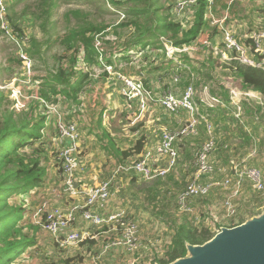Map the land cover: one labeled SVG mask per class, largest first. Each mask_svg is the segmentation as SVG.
I'll list each match as a JSON object with an SVG mask.
<instances>
[{
	"label": "rangeland",
	"instance_id": "obj_1",
	"mask_svg": "<svg viewBox=\"0 0 264 264\" xmlns=\"http://www.w3.org/2000/svg\"><path fill=\"white\" fill-rule=\"evenodd\" d=\"M34 1L21 0L15 5L13 12H9V15L17 14V24L21 26L25 34L24 38L19 37L23 43L22 47L31 46L32 44L30 45L31 42L29 41L30 39H34L36 40L34 47H40L41 49L39 56L35 58L30 57L34 65L30 78L31 81H28L25 77V69L21 66L16 67L13 65L11 71H2L9 65V59L19 53L21 45L15 43V38L11 36L13 35V29L4 20L8 13L1 14L0 12V92L6 93L9 100L13 103L15 91L21 90L26 98L30 97L33 90L38 87V85H34L35 83L38 84L39 81L37 80L48 76L50 72L59 66V58L65 56L64 48L58 43V39L64 36L70 25L75 23L74 19L71 24L65 19V14L68 11L80 10L89 17L90 21L94 23L104 22L110 26L106 34L97 36L96 46H99L98 48L107 58H113L117 68L113 66L115 70L112 69L113 73L108 75V77L103 75L102 70L94 68L91 71V83L82 95L79 104L61 102L60 98L59 102L56 103L61 108L65 118L75 121L79 127L81 138L78 142L76 157L80 162V167L77 171L78 181H81L78 183V189L80 190H83L84 186L90 189L95 188L103 181L109 180L118 164L122 163L103 149L102 143L97 136L100 133V129L98 128L100 119L103 128L109 133V138L106 139L104 144L108 145L109 141L114 139V144L120 146L122 150H131L134 144L144 137L147 138L145 150L151 149L160 142L161 131H178L190 120L187 114H167L159 104H152L149 110L141 113L136 102H130L122 95L121 88L123 82L118 78L119 74L133 80H141L157 96L156 99L161 98L164 93L172 90H175L174 92L179 96L187 85H192L195 89L196 100L200 102V112L203 110L202 105L211 108H216L220 105L217 97L213 96L212 91L219 86H223L230 91L231 101L233 100L235 103L233 106L237 108L235 116L240 121L244 118H249L248 116L250 115L249 112L244 111L245 103L248 100L257 102L262 99V96L258 93L243 90L237 79L226 76L227 71H224L223 67L232 60L229 53H226V56L222 57L213 54L210 48L189 50L191 53L189 58L191 60V67L193 68V71H191L192 76L189 80L185 78L184 80L181 79V83H177L178 89H174L172 86L171 76L174 73L165 72L168 67L166 62L171 61L169 59L170 56L164 55V52L161 50L154 53L150 48L149 55H145V52H138L137 54L133 53L130 60H119L118 56L122 50V43L131 34L130 30L123 28H118L117 32L119 35L113 32L117 24L123 20L124 13L116 10L111 4V0L60 1L50 28L47 31L40 25L41 21L36 20L30 14H23L24 10ZM159 1V6L162 7L160 9L161 15H164L162 13L163 8L170 7L171 5L175 6L178 2L177 0ZM11 2L9 1L6 4L9 5ZM194 6H190L178 16V21L185 28H189L194 19ZM225 8V6H221L222 11ZM244 13L245 15L243 16ZM236 15L238 18H230L225 23V26L232 27L240 43L245 47H251L252 43H247L249 39L245 38L243 34H247L248 31L254 29L264 30L259 21L262 18L252 16L249 7L241 8L239 6ZM224 16L223 14L221 18ZM6 26H8L7 28L10 33L3 31ZM201 38L210 40L214 46L218 45L221 47V36H219L216 29L208 32L206 35H202ZM188 46L190 45H185L184 47ZM185 53V51L179 53L178 56L180 57ZM175 55L171 56L175 57ZM103 64H105V60ZM157 66L162 68L159 71L154 70L153 68ZM186 66V63L182 62L181 68L183 69ZM182 69L177 71V74L183 75ZM81 70L88 71V68L79 61V66L75 69V72H80ZM140 75H143L144 78L142 79ZM189 82L190 84H188ZM30 103L31 101H28L29 105ZM202 115L206 116V114ZM214 116H217L216 118L220 117L218 114ZM257 116L259 118L261 116L264 121V111L261 115ZM255 119L257 120L256 116ZM222 120L219 119V125H216L221 132L224 131V125L226 124ZM51 126H53L52 123ZM254 126L251 122L248 131L253 132L256 128H259L258 125H256V128ZM259 126L260 128L264 127V125ZM47 136L50 139L53 138V148H55L56 154L51 155L46 164L49 172V183H46L48 189L45 190V194L43 193L45 196L38 198L32 197L33 195H20L9 199L10 205L14 207L23 206L26 209V221H21L20 225L23 227V232L34 238L36 242L25 253L17 256L11 264H67L68 259H71L70 264H115V262H112L115 259L116 262L121 263L124 260L126 264H129L130 260L135 258L140 259L138 261L140 264H161L160 261L168 260L166 254L174 237L175 222L180 223L183 219H187L191 224L209 226L214 230L216 225H228L237 220V216L232 219L226 217L223 202L229 196V192L219 185H215L212 188L209 196L192 201V213H183L179 210L178 194L193 180L197 169L195 166V156L200 150L199 146H202L207 140L204 134L195 139L189 137L187 138V142L190 144L189 153L184 154V152L179 150L178 169L176 168L177 171L173 169L166 177L146 181L133 173L118 175L117 180H115V186L119 189V192L116 194L117 197L112 199L114 200L112 201V206L116 211L125 210L126 214L140 226L144 249L137 254H132L123 248H119L115 250L117 252L112 251L107 256L101 257L100 263H96L94 261L95 258L108 242V240H105V237L110 236V233L104 234L105 228L97 227L100 233L97 237L92 238L91 232L94 233V227L87 224L82 219V213L78 212L77 223L73 227L76 230L80 228L83 240H85L72 246L61 247L56 243L53 236L43 230L41 225L37 223L40 216L39 211L42 209L45 201H47L50 207H59L64 211L70 210L75 205L80 204V206H83L86 202V197L83 195L80 196V203L75 199H71L70 194L64 189L62 166L57 161V152H59L58 150L61 147L56 145L54 141L56 138H59L56 127L53 128V131L48 132ZM263 136L264 128H262V131L258 135L254 136L255 144L251 146L246 145V143L244 145L243 142L233 137V139H229V142H225V144L229 145L227 147L228 150L220 155L216 153L213 160L220 167L228 168V170L232 168L230 161L234 162V166H237L238 170H242L245 166L264 170V145H260L259 141ZM138 158L133 156V160ZM228 161L229 163H227ZM225 175H229L232 178L235 174L231 172V174L226 173ZM223 177L224 175L220 174L213 176L210 180L206 177L202 180V183H220ZM157 182H160L162 197L164 198L165 196L166 198L162 202H165V204L159 203L156 208H153L146 199L144 189L155 185ZM37 191H40V189ZM167 192H170V194L167 195ZM235 204L238 208V214L241 212L251 215L263 213L264 195L254 192L249 181H246L242 186L240 194L235 199ZM61 205L64 207H61ZM87 240H93L94 243L82 245Z\"/></svg>",
	"mask_w": 264,
	"mask_h": 264
},
{
	"label": "trees",
	"instance_id": "obj_2",
	"mask_svg": "<svg viewBox=\"0 0 264 264\" xmlns=\"http://www.w3.org/2000/svg\"><path fill=\"white\" fill-rule=\"evenodd\" d=\"M9 1L12 2L9 5L6 4ZM19 1L21 0L5 1V11L8 15L4 20L13 29V35L11 36L15 38V43L22 45L21 38H24L25 34L21 26L17 24V14L9 15V12H13V8ZM60 1L64 0H35L24 10L23 14H30L36 20L41 21L40 25L47 31L50 28ZM110 2L116 10L124 13L123 20L117 24L113 32L119 35L117 32L118 28H123L130 30L131 34L122 43V50L118 56L119 60H130L132 54H137L138 52H145V55H149V51H146L147 47L151 48L154 53L161 50L166 55V49L161 42L162 37L171 40L175 47H184L185 45L193 44L202 35L212 30H218L220 35V29L217 26L212 28L209 24L210 22L206 20L208 12L206 0H198L195 4L194 19L189 28H185L178 21V18L173 15L172 5L163 8L162 13L164 15H161L160 9L162 7L159 6V0H111ZM65 19L70 24L73 19L75 20V23L68 27L64 36L58 39V43L64 48L65 56L59 58V66L50 72L48 76L37 80L39 81L37 93L43 100L51 104H56L60 98L61 102L77 105L91 83V71L94 68H98L103 71L102 73L105 77H108L109 73L106 67L115 66L113 58H107L96 46L97 36L106 34L110 26L104 22L94 23L90 21L89 17L80 10L68 11L65 14ZM210 28H212L211 31H209ZM29 42L32 45L25 46L23 48L24 51L31 58L39 56L41 49L40 47H34L36 40L30 39ZM29 42L27 41V43ZM249 42L250 40H247V43ZM227 53H229L232 60L223 67L224 71H227L226 76L237 79L243 90L258 93L264 98V69L241 62L239 59L241 54L236 49L227 50ZM253 58L258 61L260 57L253 56ZM9 60V65L2 70L3 72L11 71L13 65L22 67V62L17 55L15 57L12 56ZM104 60L105 64H103ZM181 60L187 65L183 69L180 67L183 73L181 79L189 80L192 76L191 71H193L189 55H182ZM79 61L88 68V71L75 72V69L79 66ZM166 63L168 67L165 72L173 73L174 62L168 61ZM161 68L157 66L153 69L159 71ZM140 76L142 79L144 78L143 75ZM173 87L178 89L177 85ZM212 93L213 96L217 97L220 105L216 108L202 105L203 110H201V113L206 114V118L212 126L215 123L213 128L218 146L216 153L220 155L228 150L225 147L229 145L225 144V142H229V139H233V137L243 142L244 145L245 143L248 146L255 144L254 136L258 135L264 128L259 126L264 125L263 119L261 116L260 118L257 116L263 113L264 106L255 101H247L244 111L250 113L249 118H244L240 121L235 116L237 108L233 106L234 103L231 101L230 91L223 86H219ZM228 113L230 114L228 115ZM178 114H186V112H179ZM215 114L220 115V117L216 118ZM253 114L258 118L257 120ZM219 119H223L222 122L226 123L223 132L217 127ZM251 122L252 125H255V128L256 125L259 127L253 132L248 131ZM51 123L53 126H51ZM54 125V121L46 114V108L41 102L31 101L26 110L18 112L14 109V103L9 100L6 93L0 92V264H11L17 256L25 253L36 244L34 238L25 234L23 227L20 225L21 221H26V209L23 206L14 207L10 205L9 199L20 195L28 196L35 190L44 187L48 182L49 172L46 164L49 161V157L56 153L54 151L55 148H53V138L50 139L47 133L53 131ZM98 128L100 133L97 136L102 143L103 149L122 162L120 164L136 162L139 159L138 157L145 151L147 145L146 137L140 138L131 150H122L120 146L114 144V139H111L108 145L104 144L106 139L109 138V133L103 128L101 119ZM199 130V135L196 137L191 136V138H199L202 134H204L205 138L207 137L204 123ZM187 138L189 137H184L178 143V148L184 154H188L190 150ZM259 141L260 145H264V136ZM56 144L58 145L57 142ZM201 147L199 146V149ZM133 156L138 159L133 160ZM177 167L178 164L174 171H177ZM231 172L233 171L230 170L229 174ZM142 180L144 179L142 178ZM160 186V182H157L155 185L144 189L146 199L153 208H156L159 203L165 204V202H162L166 197H162V188ZM166 194L169 195L170 192ZM260 214L251 215L241 212L237 215L236 221H231L232 223L228 225H216L214 230L209 226L191 224L187 219H183L180 223L175 222L174 237L166 254L168 260L160 262L161 264H170L179 258H183L187 255L188 244L203 245L211 240L221 228H232L241 225L248 219ZM93 230L94 233L91 232L93 236H97L100 233L96 227ZM87 243H94V241L87 240L82 245ZM70 262L71 259H68L66 263L70 264Z\"/></svg>",
	"mask_w": 264,
	"mask_h": 264
},
{
	"label": "built area",
	"instance_id": "obj_3",
	"mask_svg": "<svg viewBox=\"0 0 264 264\" xmlns=\"http://www.w3.org/2000/svg\"><path fill=\"white\" fill-rule=\"evenodd\" d=\"M5 1L0 0L1 14L6 13ZM177 1V4L172 9V13L176 18L190 6L195 5L198 0ZM206 2L208 5L207 14H210L211 9L215 5V0H206ZM234 2L235 0H230L228 6H231ZM262 6L264 9V0H262ZM206 19L210 20L209 24L211 27L217 26L220 29L221 47L218 45L214 46L210 40L202 39V36L188 47H175L168 38H161V42L166 49V55L170 56L169 59L174 62V74L171 76L172 86L177 85L181 81V75L177 74L182 65L181 56H178L179 53L185 51V54L191 55L189 51L191 49L210 48L213 54L222 57L226 56L227 50L236 49L241 54L239 58L241 62L264 69V30L253 32L249 38L252 46L245 47L237 40L231 29L225 26L226 18L224 20H217L215 18ZM7 27H4V31L10 33ZM223 46L225 48L222 49ZM97 47L99 46L97 45ZM149 49L147 47L146 51H149ZM174 54H176L175 57H172L171 55ZM250 54L252 55L250 56ZM17 56L22 62V68L25 69V77L28 81H31L30 78L34 65L22 45ZM253 56L260 58L257 61ZM112 69L115 70L113 66L106 67L109 75L113 73ZM118 78L123 82L121 88L122 95L128 101L136 102L141 113L149 110L152 104H159L167 114L175 115L179 112H186L190 120L178 131H161L160 142L155 147L146 149L134 163L118 164L109 180L103 181L92 189H78V183L80 182L78 181L77 171L80 167V162L76 157V153L78 151V142L81 138L78 124L73 120L66 119L58 104H51L43 100L38 95L37 88L28 98L24 96L21 90L15 91L14 109L16 111L25 110L28 106V101H39L46 108V114L54 121L59 135L56 142L61 148L58 150L57 161L62 166L64 189L74 199H78L82 195L86 197V202L83 206H80V204L75 205L67 211L59 207H50L47 201L44 202L42 209L39 211L40 216L37 223L41 225L43 230L53 236L58 245L61 247L72 246L83 240L80 228L76 230L73 227L77 223L78 212H81L82 219L87 224L96 228H106L104 233L113 234L109 237L106 246L102 248L100 254L95 258L94 261L96 263H100L101 257L107 256L119 248H123L132 254L142 251L144 245L140 226L126 214L125 210H117L107 215L101 214L102 211L108 209L111 200L117 197L116 194L119 192V189L115 186V180L118 175L127 173H133L146 181L166 177L178 164L180 157L179 141L184 137L198 136L200 133L199 127L203 123L206 125L207 140L195 156L197 170L193 180L178 194L179 210L183 213H192V201L209 196L215 185H219L229 192V196L223 202V209L227 218H234L238 215L235 199L240 194L242 186L246 181H249L254 192L264 195V170L248 166L243 167L242 170H238V167L234 166V162L230 161L232 168L229 170L235 174L230 178L229 175H225L229 173L228 168L220 167L213 160L218 148L214 128L206 116L201 114L200 104L196 100L195 89L192 85L187 86L179 96L174 92L175 90H172L164 93L161 98L156 99L157 96L141 80H133L121 74L118 75ZM34 85H37V83ZM257 102L264 106L263 97ZM238 109L241 110L240 107ZM68 139L72 141L73 147L65 146V141ZM217 174L224 175L220 183H202L204 177H208L210 180ZM92 238H95V236H92ZM139 260V258H135L130 260L129 264H135ZM137 264L140 263L138 262Z\"/></svg>",
	"mask_w": 264,
	"mask_h": 264
},
{
	"label": "water",
	"instance_id": "obj_4",
	"mask_svg": "<svg viewBox=\"0 0 264 264\" xmlns=\"http://www.w3.org/2000/svg\"><path fill=\"white\" fill-rule=\"evenodd\" d=\"M73 147L70 139L66 145ZM170 264H264V212L243 224L223 227L203 245H187V255Z\"/></svg>",
	"mask_w": 264,
	"mask_h": 264
},
{
	"label": "crops",
	"instance_id": "obj_5",
	"mask_svg": "<svg viewBox=\"0 0 264 264\" xmlns=\"http://www.w3.org/2000/svg\"><path fill=\"white\" fill-rule=\"evenodd\" d=\"M229 1L230 0H215V5L213 6V8L211 9V13L209 14H206V18H215L217 20H224L226 18V22H228V20L230 18H238L236 13H237V9H239V6L241 8H244V7H249L250 8V14H252V16L254 17H257V18H262V20H259L261 22V25L264 27V9H263V6H262V0H235V2L231 5V6H228L229 5ZM221 6H225V10L222 11L221 10ZM234 8V10H232ZM231 11V12H230ZM225 15L223 18H221L222 15ZM245 15V13L243 14V16ZM241 16V17H243ZM229 17V18H228ZM208 20V19H207ZM210 22V20H208ZM225 22V23H226ZM231 31L233 32L234 35L235 34V31L232 30V27L228 26ZM237 29V28H236ZM264 29V28H263ZM255 31H260V30H250L248 31V33L246 34H243L245 38L249 39L250 36L253 34V32ZM208 33V32H207ZM207 33H205L204 35H206ZM250 40V39H249ZM251 42V41H250ZM191 57V56H190ZM56 140L57 138L54 140L55 143H56ZM57 145V144H56ZM65 145H66V141H65ZM79 145V143H78ZM180 150V148H179ZM81 182V181H80ZM49 183V182H48ZM47 185V184H46ZM46 185H44L43 188H39L40 191H37L35 190L34 192H32V194H30L29 196L33 195L32 197H38V198H43V196H45L44 192L45 190H47L48 188L46 187ZM84 189H90V188H87L86 186H84ZM44 193V194H43ZM35 195V196H34ZM33 199V198H32ZM71 199H74V198H71ZM75 200L78 201V203H80V200L81 198H76ZM55 201V200H54ZM112 201L114 200H111V202L109 203V207L108 209H106L105 211H102V215H107L109 213H113L115 212L116 210H114V207L112 206ZM60 206V205H59ZM61 207H64L61 205ZM212 228V227H210ZM106 229V228H105ZM106 231V230H105ZM104 231V232H105ZM106 234V233H104ZM113 234L110 233V236H112ZM96 236V235H94ZM109 236V237H110ZM97 237V236H96ZM109 237H105V240H108ZM114 252H117V251H114ZM112 262H115V264H126V261H122L121 263L120 262H116V259L115 260H112ZM125 262V263H124Z\"/></svg>",
	"mask_w": 264,
	"mask_h": 264
}]
</instances>
